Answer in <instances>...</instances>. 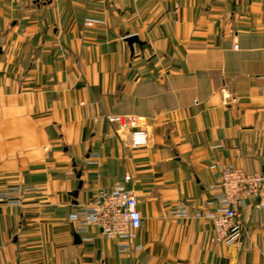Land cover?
I'll use <instances>...</instances> for the list:
<instances>
[{"label":"crops","instance_id":"1","mask_svg":"<svg viewBox=\"0 0 264 264\" xmlns=\"http://www.w3.org/2000/svg\"><path fill=\"white\" fill-rule=\"evenodd\" d=\"M111 115L142 118L149 144ZM218 163L264 171V0H0V191L37 189L0 204V264H264V210L243 209L234 247L193 217ZM126 176L133 256L69 220Z\"/></svg>","mask_w":264,"mask_h":264},{"label":"built area","instance_id":"2","mask_svg":"<svg viewBox=\"0 0 264 264\" xmlns=\"http://www.w3.org/2000/svg\"><path fill=\"white\" fill-rule=\"evenodd\" d=\"M94 23V20H88L86 24L93 26ZM107 120L119 124L121 130L131 129L133 149L149 144L150 134L142 118L111 115ZM210 169L219 175L220 184L213 189L206 209H197L193 217L213 223V242L234 247L243 233L240 221L243 209L251 207L257 212L264 210V171L249 172L242 167L224 163L214 164ZM130 180L131 177L126 176L125 181L117 183L110 192L99 193L87 207L70 215L74 230L84 236V241L92 239L88 236L90 228L98 227L106 239L121 241L122 253L133 256L143 249L135 243L138 232L144 226V218L135 191L126 186ZM36 190L19 185L8 186L0 191V204L21 207L25 197ZM173 214L186 219L192 217L185 206H178Z\"/></svg>","mask_w":264,"mask_h":264},{"label":"water","instance_id":"3","mask_svg":"<svg viewBox=\"0 0 264 264\" xmlns=\"http://www.w3.org/2000/svg\"><path fill=\"white\" fill-rule=\"evenodd\" d=\"M126 41L129 43V45H133L134 43H137L139 42V38L136 36V35H130L129 37L126 38ZM82 188V183H80V186H79V189ZM75 197L78 196V191H76L74 194H73ZM76 241L77 242H80V237L78 235H76Z\"/></svg>","mask_w":264,"mask_h":264}]
</instances>
